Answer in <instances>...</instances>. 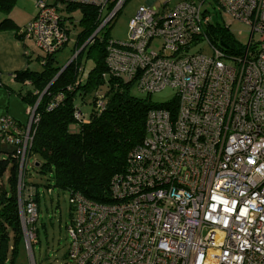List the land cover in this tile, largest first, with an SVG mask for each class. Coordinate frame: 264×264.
<instances>
[{
	"label": "built area",
	"instance_id": "2783aa9c",
	"mask_svg": "<svg viewBox=\"0 0 264 264\" xmlns=\"http://www.w3.org/2000/svg\"><path fill=\"white\" fill-rule=\"evenodd\" d=\"M125 1L35 0L33 19L17 34L51 55L73 31L68 4L96 7L98 31ZM154 1L137 9L125 42L108 39L106 62L112 75L133 80L141 92L170 87L175 97L147 111L141 145L111 182L112 202L68 197L69 262L264 264V0H166L160 9ZM221 15L247 27L239 51L212 39L217 23L229 29L230 22L216 19ZM201 42L210 55L190 51ZM103 106L98 99L97 108ZM35 108L28 107L25 126L0 117L1 142L15 145L19 169ZM32 192L18 199L28 250L36 238Z\"/></svg>",
	"mask_w": 264,
	"mask_h": 264
},
{
	"label": "trees",
	"instance_id": "16d2710c",
	"mask_svg": "<svg viewBox=\"0 0 264 264\" xmlns=\"http://www.w3.org/2000/svg\"><path fill=\"white\" fill-rule=\"evenodd\" d=\"M14 3L15 0H0V11L8 12ZM66 11L80 13L79 31L72 48L76 56L61 73L63 66L57 64L56 52L35 56L40 70L25 68L14 74L16 81L30 86L24 93L18 92L22 100L29 107L36 105L37 121L30 129L32 139L26 157L35 158L32 168L45 177L46 188L67 191L68 197L78 193L96 203H110L113 178L125 172L129 154L145 137L147 111L174 99L156 104L148 98L134 96L131 90L137 83L112 75L107 65L106 44L110 37L106 26L109 23L92 36L100 24L98 9L86 4H68ZM217 24L212 39H219L228 50L232 46L239 51L241 43L228 28ZM0 29L18 31L10 18L0 22ZM28 53L31 61V52ZM87 61H91L92 66L85 71ZM57 95H61V99L48 110ZM98 99L103 102L102 110L97 108ZM76 112L80 117L75 116ZM11 120L18 127L27 122ZM73 124L77 125V131L69 129ZM13 146V150L4 152L5 156L0 158V264H13L18 244L23 241L17 195L19 157ZM25 171L26 165L23 185L26 189L33 186L32 195L38 204L37 184L26 182ZM69 208L71 216L70 203Z\"/></svg>",
	"mask_w": 264,
	"mask_h": 264
},
{
	"label": "rangeland",
	"instance_id": "374dc122",
	"mask_svg": "<svg viewBox=\"0 0 264 264\" xmlns=\"http://www.w3.org/2000/svg\"><path fill=\"white\" fill-rule=\"evenodd\" d=\"M166 0H155L153 6L156 9L161 8L162 2ZM178 0H171L172 3ZM146 0H126L120 10L116 13L112 21L106 26L108 35L115 41L125 42L128 39L129 34V21L135 15L137 9L144 5ZM213 12V10H211ZM75 23L73 31L70 35L68 43L56 53L55 58L58 65L64 66L72 57L76 54L72 52L73 43L75 41V35L79 31L78 20L80 18L79 11H75L70 15ZM218 20H224L225 23L230 22L229 29L232 32L234 38L245 43L248 37V29L239 20L232 19L228 16L221 15L217 16ZM160 41H154L152 47L155 50L160 49ZM28 50L32 55L31 68L33 70H40L41 65L35 60L36 55H43L33 45L32 41L27 40ZM200 49L204 54L210 55L211 49L208 47L206 42H201L195 45L190 51L195 52ZM226 63H230L229 60H225ZM92 66L91 61L84 63V69L87 71ZM29 88L24 86L22 92L24 93ZM17 90L14 88V92ZM175 90L170 87H166L158 92H154L147 95L137 89L136 86L132 87L131 93L139 98H148L151 102L160 104L166 103L174 99ZM24 102L22 105L24 106ZM11 110L17 105L10 103ZM84 111L87 108H83ZM26 118L28 120V114L26 112ZM25 119V117H24ZM71 131H77V125L73 124L69 127ZM14 149L13 145L8 143H2L0 139V158L5 156L4 152L11 151ZM27 154V153H26ZM27 158V157H26ZM35 161L33 156L27 158L25 180L27 183L37 184L35 189L38 190L39 202L34 200L32 195L33 203L37 209V217L34 222V227L37 229L35 242L31 244V250H28L25 246L24 236L22 234V240L17 247V252L13 258V264H70L68 259V237L66 226L70 221V208L68 203V192L61 191L56 188L50 187L49 189L44 186L46 180L44 176H40L32 168V164ZM25 163L18 174V187L17 195L19 201L26 197V191H33V186L26 189L23 185V172ZM6 181V176H4ZM20 217V215H19ZM21 225V223H20Z\"/></svg>",
	"mask_w": 264,
	"mask_h": 264
},
{
	"label": "crops",
	"instance_id": "0c3cea01",
	"mask_svg": "<svg viewBox=\"0 0 264 264\" xmlns=\"http://www.w3.org/2000/svg\"><path fill=\"white\" fill-rule=\"evenodd\" d=\"M35 0H15V3L8 12L0 11V22L5 18H10L19 30L35 15ZM146 4V3H145ZM27 39L17 34L14 29H0V117L9 116L21 124L27 121L26 112L28 105L22 100L19 91L22 92L24 86L30 89L28 84H21L14 79L17 71L31 68L33 60L27 47ZM31 41V40H30ZM38 63V61H37ZM14 88L15 90L14 92ZM23 93V92H22ZM17 107L11 110L10 103ZM24 102V106L22 105ZM25 117V119H24Z\"/></svg>",
	"mask_w": 264,
	"mask_h": 264
},
{
	"label": "water",
	"instance_id": "95a60500",
	"mask_svg": "<svg viewBox=\"0 0 264 264\" xmlns=\"http://www.w3.org/2000/svg\"><path fill=\"white\" fill-rule=\"evenodd\" d=\"M152 2H153V0H146V4H147V5H150ZM96 32H97V30L93 33L92 36H94ZM92 36H91V37H92ZM91 37H90V38H91ZM90 38L88 39V41L90 40ZM221 44H223V43L221 42ZM223 45H224V44H223ZM74 55H75V54H74ZM73 58H74V57H72V58H71V59H70V60H69V61H68V62H67L62 68H61V70L59 71V73H61V72L64 70V68L70 63V61H71ZM59 73H58V74H59ZM58 74H57V75H58ZM55 78H56V77H55ZM53 80H54V79H53ZM36 166H37V164H36Z\"/></svg>",
	"mask_w": 264,
	"mask_h": 264
}]
</instances>
